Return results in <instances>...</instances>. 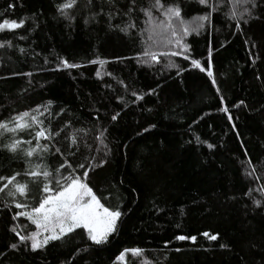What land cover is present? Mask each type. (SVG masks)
I'll use <instances>...</instances> for the list:
<instances>
[{"label": "trees", "instance_id": "16d2710c", "mask_svg": "<svg viewBox=\"0 0 264 264\" xmlns=\"http://www.w3.org/2000/svg\"><path fill=\"white\" fill-rule=\"evenodd\" d=\"M62 2L0 0V23L24 20L20 28L0 30V42L11 44L0 47V120L52 101V117L47 112L34 113L44 126L50 121L56 130L71 123L54 140L41 139L40 145L47 143L49 151L40 148L32 157L25 156L24 150L36 146L32 138L35 126L0 136V146L13 139L32 140L31 145L22 143L16 153L0 147V175L23 173L37 164L41 170L47 166L53 171L65 158L74 168L85 164V169L76 170L81 175L91 162L85 182L106 207L119 208L123 215L107 243L93 245L85 235L79 246L86 244L89 250L77 255L73 264H123L116 257L134 247L144 249L152 264H264V195L258 190L264 187V6L253 11L258 18L245 16L249 21L245 24L224 14L232 7L225 0L212 13L210 23L204 21L199 33L190 32L184 38L190 49L188 60L158 56L159 63L143 64L137 57L145 48L159 53L172 47L153 43L148 31L141 33L149 26L139 8L148 7V0H137L131 17L118 15L109 20L101 14L87 24L84 20L91 13L79 10V4L70 12L74 19L61 16L57 5ZM127 3L117 0V7L123 10ZM162 3H179L189 27L194 17L210 11L197 0ZM94 10H99L98 3ZM130 22L136 27L129 35L115 27ZM157 39L153 34V40ZM60 58L82 66L65 68ZM97 59L105 63H89ZM191 59L199 60L205 69L211 63L216 87L206 71L191 65ZM170 60L183 71L177 74V68L166 67ZM150 89L155 92L148 94ZM133 91L143 99L137 100ZM120 96L123 103L117 99ZM61 108L65 111L55 116ZM225 108L227 112L222 111ZM117 112L120 115L112 121ZM81 128L87 135L77 133L79 150L69 149L65 136ZM101 131L103 144L96 139ZM196 137L215 147L208 149ZM53 145L65 155L53 154ZM69 151L75 155H67ZM102 159L106 163L96 167ZM248 160L251 165L241 164ZM246 168L255 172L246 176ZM70 172L72 169L61 168L54 175L68 176ZM30 188L28 198L18 200L35 206L40 185L30 184ZM249 188L262 201L260 208L244 195ZM22 210L26 209H16L11 198L3 199L0 194V264H61L71 259L74 249L59 242L36 252L23 245L11 249L9 245L19 240L9 231L11 227H17L20 235L25 233L21 225L33 229L26 216L12 219ZM205 232L218 238L211 240ZM178 236L189 239L179 240ZM221 244L227 247L221 248ZM125 257L127 264H140L141 258L131 253Z\"/></svg>", "mask_w": 264, "mask_h": 264}, {"label": "snow or ice", "instance_id": "6c2138e0", "mask_svg": "<svg viewBox=\"0 0 264 264\" xmlns=\"http://www.w3.org/2000/svg\"><path fill=\"white\" fill-rule=\"evenodd\" d=\"M197 2L202 6L208 7L210 11L206 12L204 15L194 17L193 20L195 21V24L193 27H189L188 22L182 18V9L179 3L165 5L162 3V0H148V7L139 8V11H141L144 16L148 17V20L145 21V23L149 26L147 29H142L141 33L148 31L149 40H152L153 43L158 42L165 47H172L169 50L159 53L153 52L149 50V48H145L142 53L138 54V63H159L158 56H183L184 60L189 59L187 53H189L190 49L189 45L184 42V38L188 36L190 32L199 33V31L204 28V21L210 23L212 13L219 11L220 6L225 0H212L211 3L209 0H197ZM96 3L99 4V10H94ZM227 3L232 6L231 11L224 14L229 19L237 21L243 20V23L245 24L249 22L248 19L244 18L245 16L258 18L253 16V11L264 6V0H227ZM78 4L80 6L79 10L91 13V15L84 20L86 24L90 19L95 20L101 14L105 15L109 20H112L118 15L131 17L133 11L137 10V0H128V3L123 10L117 7V0H63L62 3L57 5V11L66 20H72L74 17L70 15V12L77 9ZM106 6L108 8L107 11H105ZM11 7L12 5L10 4L9 8ZM153 9H155L163 19L153 16ZM0 15L3 14L0 13ZM23 25V19L19 22L16 20L9 21L5 19L0 23V30H14ZM109 27L111 28L112 25H109ZM115 27L125 35H129V30L134 29L136 25L130 22L122 28L119 25H116ZM236 27H240L239 22L236 24ZM178 28L180 29L179 31L177 30ZM153 34L158 38L157 40H153ZM21 39H23V37H21ZM5 44H8L9 47L11 46L10 42L4 41L0 42V47H4ZM253 47H255V45H253ZM175 49H179V51ZM21 51H23V49H21ZM139 57H143V59H140ZM60 63L65 68H79L82 66L76 63H68V61L63 58H60ZM89 63L103 64L105 61L97 59L89 61ZM253 63H255V61H253ZM191 65L194 68L199 69L201 72L206 71L207 76L212 80V86L216 87V80L214 79L210 62L207 65V69L202 67L200 61L197 59H191ZM166 67L177 68V74H179L180 71H183V69H179V66L171 62V60ZM24 75L31 76L32 74L24 73ZM108 75H111V73H108ZM97 76H99V72H97ZM118 82L123 84V81ZM107 87H111V85H108ZM216 90L219 94V88ZM154 92L155 89H150L148 94H153ZM132 95L135 96L137 100L143 99V96L137 95L135 91L132 92ZM117 99L123 103L124 98L122 96L117 97ZM221 100H223V97H221ZM240 103L242 104L243 101ZM51 106L52 101H48L45 105H37L36 108L21 112L7 120H0V136L7 133L15 135L18 132L33 129L35 126L32 138L36 141V146L24 150V155L32 157L40 148H42L44 152H48V144L45 143L41 146L40 140H54L56 137H59L65 129L71 127L70 122H65L62 127L53 130L50 121L47 127L44 126L45 122L39 119L38 115L34 113L44 115V113L47 112L49 117H52L53 113L49 111ZM125 107H127V105H125ZM41 108L44 109V112L40 111ZM64 111L65 110L61 108L60 111L56 112L54 115L60 116ZM222 111L227 112V109H222ZM119 115V112L115 113L111 116V120L116 121ZM229 120H231V117H229ZM150 127H155V125ZM104 131L107 130L105 129ZM104 131H101L96 137V139L100 140L102 144ZM144 131H148V129H144ZM80 132L87 135L86 130L81 128L73 129L65 136V139L69 141V149L76 147V150H79L77 133ZM137 134L139 135V133ZM196 140L206 144L210 150L215 147L214 144L208 143L207 141H200L199 137H196ZM22 143L31 145L32 140L25 141L21 139H13L11 143L4 144L0 147L11 153H16ZM53 147L55 149L53 154L59 153L61 156L65 155L61 152L59 147H55L54 145ZM104 147L107 149V145H104ZM99 150L100 149H97V151ZM109 151L110 149L105 151V156L108 155ZM67 155H75V152L69 151ZM245 155H247V153H245ZM85 159H87V157H85ZM104 163H106V161L102 159L97 163L96 167H102ZM245 163L251 165L250 160L247 162L241 161L242 165ZM85 167V164L78 163L74 168L65 158L53 171H49L47 166H44L43 170H41V165L37 164L31 168V170H25L23 173L15 172L11 176L0 175V181H4V183H0V194H3V199L11 198L12 204H14L16 209H26V211H17L12 216V219L16 220L19 216H26L31 224L35 225L36 229L28 235H20V233L17 232V227H11L9 231L15 233L19 237L17 243L9 245L11 249L17 250L23 245L25 250H28L30 247L32 252H36L37 250H44L46 246L50 245L52 242H59L60 245L74 249L71 254V259L61 261V264H73L77 255L86 253L89 250L86 244L84 247L79 246V243L83 242L85 235L86 240L91 241L93 245H103L108 242L109 236L116 231L117 221L123 213L119 208L106 207L101 203V199L97 197L89 184L85 182L89 171L92 170L93 167L90 161L87 165V169L84 170L81 175L75 174L77 169H85ZM61 168H64L66 171L72 169V172H70L68 176H64L63 174L54 175V173H60ZM254 172V168L252 169V172L247 171L246 168L244 174L246 176H251ZM21 175L27 177V180H18L17 178ZM30 184L40 185L41 195L35 206L31 203H25L18 200V197L25 199L28 198L31 191ZM258 190L264 195V187L259 188ZM252 192L253 189L249 188L244 195L252 200V204L255 208H260L262 206V201L253 197ZM32 199H35V197ZM5 207H8V205L5 204ZM77 230H83V232L78 233ZM203 235L211 240H216L218 238L217 235L210 236L207 232L203 233ZM77 236L81 238L79 242L76 240ZM177 239L184 240L189 239V237L178 236ZM190 239L195 241L196 238L191 237ZM220 247L225 248L227 246L221 244ZM126 253H131L133 257L141 258L140 264H152V262L144 256L145 250L139 247L124 249L116 259L123 261ZM0 255H3V253H0Z\"/></svg>", "mask_w": 264, "mask_h": 264}, {"label": "rangeland", "instance_id": "374dc122", "mask_svg": "<svg viewBox=\"0 0 264 264\" xmlns=\"http://www.w3.org/2000/svg\"><path fill=\"white\" fill-rule=\"evenodd\" d=\"M194 24H195V22L193 23V25H192V27L194 26ZM102 203V202H101ZM22 211H26V210H22ZM118 222V221H117ZM21 227H22V229H23V232L25 231V233L28 235L30 232H32V231H35L36 229H35V225H33V229H24L23 228V225H21ZM30 230V231H29ZM22 232V233H23ZM25 233H23V235H25ZM120 262L121 263H123V264H127V259H126V257H125V259L123 260V261H121L120 260Z\"/></svg>", "mask_w": 264, "mask_h": 264}]
</instances>
